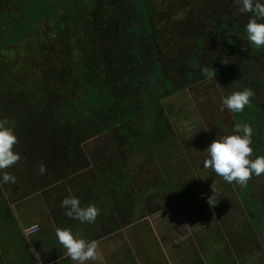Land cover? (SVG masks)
I'll return each mask as SVG.
<instances>
[{"label": "trees", "instance_id": "obj_1", "mask_svg": "<svg viewBox=\"0 0 264 264\" xmlns=\"http://www.w3.org/2000/svg\"><path fill=\"white\" fill-rule=\"evenodd\" d=\"M239 8L238 0H0V119L61 136L36 149L21 145L29 173L16 189L60 192L62 179L85 169L74 148L83 152L81 143L110 132L114 144L103 154H116L121 203L130 191L134 204L141 201L127 166L140 158L158 157L164 185L176 199L189 197L175 175L181 162L170 117L181 112L166 99L214 76L221 90L230 80L235 91H253L245 110L233 114L237 122L253 132L264 123L256 118L264 115V48L247 43L251 14ZM67 165L75 170L65 173ZM102 202L112 209L111 199Z\"/></svg>", "mask_w": 264, "mask_h": 264}, {"label": "rangeland", "instance_id": "obj_2", "mask_svg": "<svg viewBox=\"0 0 264 264\" xmlns=\"http://www.w3.org/2000/svg\"><path fill=\"white\" fill-rule=\"evenodd\" d=\"M230 84V80L226 81L224 90H221L220 85L222 84H219L214 76H210L192 89L182 91L164 101L167 105L174 107L173 111L181 112L180 115L174 114L170 117L179 147L175 160L181 162V171L178 173L175 170V175L177 174L179 177L177 186L189 189V197L180 196L176 199L175 195L164 185L166 179L161 169L166 166L158 157L147 163L140 158L138 159L140 164L137 161H130L127 166L134 177L135 184H133H138V189H136L140 197L142 196L141 201L134 204L133 192L130 191L129 195L132 198L125 199L121 203L114 192L117 191L116 178L119 171L116 154L114 152L103 154L104 151L111 149L109 146L114 144L113 134L110 132L99 134L81 143V148H84L83 152L78 145L74 148L75 158H83L81 165L83 164L85 169L76 175L71 173L70 176L62 179L61 181L65 185L59 183L58 187L61 190L55 194L59 197L62 195L79 197L82 206L95 204L100 208L95 220L98 226H101L99 231H103L104 228L108 230L110 227L105 235L100 234V240L96 241L98 259L86 262V264L227 262V258L219 257L222 248L227 245H225L226 243L217 245L215 238L211 237L212 230L216 227L219 230H224L227 226L224 223L229 220L233 222L232 219L236 220L240 217L236 213L241 211V205L246 206L250 211L257 212L256 207L245 205L241 201V185H237L235 182L229 184L222 177L216 176L210 168L203 166L207 159L205 150L209 144L217 138L218 134H231L234 124L237 123L233 113L227 109L221 111L223 97L236 90ZM26 123L27 120H19L15 125L12 122L8 123L18 137L14 151H20V159L5 171H14L15 174L12 173V175L21 181L29 173L21 166L28 155L27 152L21 151V145L36 149L34 146L39 145L37 147L40 148L43 145H40L41 140L44 141V144L51 145L56 138L61 137L56 133L43 134L22 131L23 127L27 125ZM259 129L262 127L259 126ZM85 150L91 160V166L88 160L85 161ZM55 153L58 155L65 151L56 147ZM99 158L106 163L98 165L95 160ZM25 164L39 165V163ZM68 170L72 172L75 168L67 165L64 172L66 173ZM159 173L160 177L157 176ZM260 176H264V174ZM214 181L217 204L210 207L206 201L207 197L212 194L211 185ZM157 182L160 184L157 185ZM21 189L30 192V188L27 186L21 187ZM28 191L22 192V196H28ZM182 191L183 189H180V192ZM106 198L111 199V203L108 202L109 207H112L111 210L101 205ZM124 207L127 209L124 210ZM95 222L94 226H96ZM50 225L51 244L57 246L54 234L56 227L53 224ZM59 226L71 228L74 233L80 231L87 239L91 232L89 224L81 223L67 216L63 222L59 223ZM98 226L94 230H97ZM192 230L194 231L193 236L191 235ZM203 236H207V243L201 240ZM39 237L42 238V235ZM212 238L214 239L209 241ZM64 253H66L65 249ZM224 253L231 258L235 257L233 262L245 261L239 259V255L232 247L226 249Z\"/></svg>", "mask_w": 264, "mask_h": 264}, {"label": "clouds", "instance_id": "obj_3", "mask_svg": "<svg viewBox=\"0 0 264 264\" xmlns=\"http://www.w3.org/2000/svg\"><path fill=\"white\" fill-rule=\"evenodd\" d=\"M242 13H250V18L244 26L246 41L256 49L264 48V0H238ZM224 62L227 61L224 58ZM250 88H243L224 96L221 100V111L227 109L233 114L242 113L250 104L253 96ZM12 127L8 120L0 119V184L15 183L16 177L4 171L14 165L19 159V152L14 151L17 143ZM253 128L247 123H235L231 134L217 135L207 149V159L203 166L210 168L212 172L229 184L246 185L249 179L255 175L264 174V155L252 158ZM46 166L41 164L38 172L42 175ZM212 194L207 197L210 207L217 204L215 200V181L211 185ZM61 208L65 209V215L81 223L92 224L98 216L99 209L95 204L82 206L79 197L69 195L61 201ZM55 236L60 245L66 250V255L76 264H86L96 261L97 242L85 238L80 231L75 233L71 228L56 227Z\"/></svg>", "mask_w": 264, "mask_h": 264}, {"label": "crops", "instance_id": "obj_4", "mask_svg": "<svg viewBox=\"0 0 264 264\" xmlns=\"http://www.w3.org/2000/svg\"><path fill=\"white\" fill-rule=\"evenodd\" d=\"M47 190L33 193L30 190L29 195L23 197L24 191L16 189L15 183L0 184V264H76L64 253V248L56 236L58 245L51 244L49 233L50 224L60 227L59 223L66 219L61 201L67 196L62 195L60 198L54 191ZM97 208L100 211V208ZM236 214L240 217L232 219L233 222L229 220L224 223L227 225L224 230L216 227L211 234L217 245L226 243L227 246L222 248L219 257L227 258V262L202 261L191 264H264V214L258 215L247 207L245 211L241 210ZM34 224L40 226V231L27 235V229ZM89 227L91 232L88 239L95 241H99V235H105L110 229L109 227L108 230L104 228L99 231L101 226H98V229L94 230L97 226H93V223L89 224ZM193 233L192 230L191 235ZM39 235H42V238ZM201 240L207 243L208 238L203 236ZM229 247L235 249L239 259L245 261L233 262L235 257L231 258L224 253Z\"/></svg>", "mask_w": 264, "mask_h": 264}, {"label": "flooded vegetation", "instance_id": "obj_5", "mask_svg": "<svg viewBox=\"0 0 264 264\" xmlns=\"http://www.w3.org/2000/svg\"><path fill=\"white\" fill-rule=\"evenodd\" d=\"M264 120L263 116L256 117ZM258 126V125H257ZM255 126V131L253 132V153L252 158L259 155H264V123L259 125L262 129ZM253 175L246 185L241 186V201L245 205H253L257 208L256 214H264V176L255 178ZM246 206L241 205V210H245Z\"/></svg>", "mask_w": 264, "mask_h": 264}, {"label": "built area", "instance_id": "obj_6", "mask_svg": "<svg viewBox=\"0 0 264 264\" xmlns=\"http://www.w3.org/2000/svg\"><path fill=\"white\" fill-rule=\"evenodd\" d=\"M40 231V226L38 224H34L27 229V235H32Z\"/></svg>", "mask_w": 264, "mask_h": 264}]
</instances>
